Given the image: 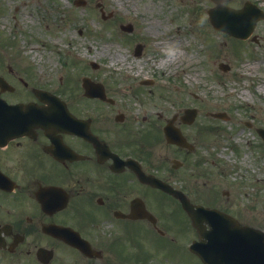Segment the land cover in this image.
Returning <instances> with one entry per match:
<instances>
[{
	"label": "flooded vegetation",
	"instance_id": "1",
	"mask_svg": "<svg viewBox=\"0 0 264 264\" xmlns=\"http://www.w3.org/2000/svg\"><path fill=\"white\" fill-rule=\"evenodd\" d=\"M51 84L25 83L11 93L0 88V95L38 101L42 113L58 118L38 120L0 145V264H148L167 235L181 241V227L184 239L197 234L180 200L159 181L194 205L217 207L264 229L259 200L246 207L237 188L214 185L208 157H198L195 122L183 125L177 113L167 118L122 105L107 88L103 99L86 88ZM36 86L61 96L64 108L46 109L50 103L38 99ZM210 115L207 130L213 132L220 118ZM171 119L187 145L167 141Z\"/></svg>",
	"mask_w": 264,
	"mask_h": 264
},
{
	"label": "rangeland",
	"instance_id": "2",
	"mask_svg": "<svg viewBox=\"0 0 264 264\" xmlns=\"http://www.w3.org/2000/svg\"><path fill=\"white\" fill-rule=\"evenodd\" d=\"M121 1L85 0L77 5L76 0H0V52L23 68L32 62L35 71L52 72V82L61 88H82L81 76L88 74L122 105L128 102L143 110L142 101H165L162 107L156 104L165 117L169 108L183 111V104L199 109V123L208 120L209 109L228 110L232 118L214 121V137L207 143L200 141L199 153L208 157L215 170L224 172L231 185H242L244 198L253 199L257 191L264 205V140L255 129L264 125V92L259 89L264 84V19L255 29L260 43L235 41L209 22L212 0ZM245 1L225 3L242 7ZM251 1L264 9V0ZM129 22L134 26L131 32L120 29V24ZM178 39L182 56L161 66L163 52L157 44ZM138 43L142 51L135 55ZM221 61L228 62L231 70H221ZM149 77L155 78L154 83L142 84ZM137 88H146L148 95L136 94ZM242 92H249L250 98L241 96ZM249 118L254 125L246 142L242 121ZM216 178V188H225ZM162 253L164 257L171 254V264H202L176 244H166L156 256Z\"/></svg>",
	"mask_w": 264,
	"mask_h": 264
},
{
	"label": "water",
	"instance_id": "3",
	"mask_svg": "<svg viewBox=\"0 0 264 264\" xmlns=\"http://www.w3.org/2000/svg\"><path fill=\"white\" fill-rule=\"evenodd\" d=\"M215 1L218 5L209 10L210 20L217 28L228 31L235 36H249L257 20L264 17L263 11L251 4H247L245 8L241 10H236L228 6H223L221 4L222 0ZM246 15L250 16L244 24H241L242 20L244 21V19H246ZM5 110L6 132L8 135L15 134L18 131L19 125L25 121V119H23L25 114L21 111L19 106H9L6 104ZM256 236L257 235H250L249 238L248 236L242 238L243 240H249L243 246L241 244L233 250H222V255L215 253L213 257L218 258H213L212 264H264V241L260 242L253 240ZM208 261L210 262V258Z\"/></svg>",
	"mask_w": 264,
	"mask_h": 264
},
{
	"label": "bare ground",
	"instance_id": "4",
	"mask_svg": "<svg viewBox=\"0 0 264 264\" xmlns=\"http://www.w3.org/2000/svg\"><path fill=\"white\" fill-rule=\"evenodd\" d=\"M120 2L122 3V1L120 0ZM152 26V25H151ZM169 44H173L175 46H180L181 45V41L178 39V40H173V41H163V42H159L157 44V47H160L161 49L169 46ZM182 56L181 54V51H179L178 54H176L174 57H169L167 59H164L160 62V65H165V64H169V63H172V62H176L180 57ZM261 91H264V84L262 86L259 87ZM243 95V93H242ZM248 95V93H247ZM0 116H1V113H0Z\"/></svg>",
	"mask_w": 264,
	"mask_h": 264
},
{
	"label": "clouds",
	"instance_id": "5",
	"mask_svg": "<svg viewBox=\"0 0 264 264\" xmlns=\"http://www.w3.org/2000/svg\"><path fill=\"white\" fill-rule=\"evenodd\" d=\"M162 51L167 54L165 57V59H167L169 57H174L176 54H178L180 49L173 44H169V46L163 48Z\"/></svg>",
	"mask_w": 264,
	"mask_h": 264
}]
</instances>
